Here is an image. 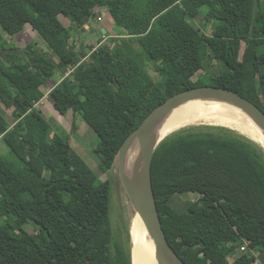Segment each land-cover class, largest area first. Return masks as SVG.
Wrapping results in <instances>:
<instances>
[{
  "label": "trees",
  "instance_id": "trees-1",
  "mask_svg": "<svg viewBox=\"0 0 264 264\" xmlns=\"http://www.w3.org/2000/svg\"><path fill=\"white\" fill-rule=\"evenodd\" d=\"M97 3L116 29L105 28L114 46L88 56L60 17L82 27ZM197 17L210 34L191 22ZM26 24L46 51L36 42L6 47L3 34L15 37ZM146 62L156 64L158 79ZM57 72L50 104L93 130L99 168L111 170L126 138L182 91L228 88L264 112V0H0V104L12 117L0 111V141L13 159L0 156V264H131L113 238L110 180H98L36 107ZM197 177L207 190L174 204ZM151 181L166 238L186 264H264L259 144L223 127L181 131L156 148ZM29 222L35 233L24 229Z\"/></svg>",
  "mask_w": 264,
  "mask_h": 264
},
{
  "label": "rangeland",
  "instance_id": "rangeland-1",
  "mask_svg": "<svg viewBox=\"0 0 264 264\" xmlns=\"http://www.w3.org/2000/svg\"><path fill=\"white\" fill-rule=\"evenodd\" d=\"M60 20L69 29L75 48L79 51L87 53L88 56H91L95 48L99 46L110 48L114 46L113 44H111V42L109 41V37H107L105 33L99 36V33L105 28L108 31L114 29V24L109 17L107 8L105 6H101V3H97L96 7L91 9L89 13L86 14L85 23L82 27H76L75 25L70 24L68 20L63 17H60ZM191 22L196 27L200 28L205 34H210V25L204 22L203 18L197 17L195 18V20H191ZM114 32H116V29H114ZM3 36L7 41V48L9 47L17 50H22L25 49V47L29 44L31 45L32 42H36L37 48L43 51L47 50L43 41L39 38L37 33L31 28L29 24H26L24 26L23 32L15 37H10L6 34H3ZM87 60H84V62L86 63ZM146 64L151 77L155 80L158 79L156 64H149L147 62ZM205 70L213 75H216L218 72L215 63H212L210 60L205 61ZM69 72L70 71L67 70L65 76L69 75ZM203 74L204 71H199L195 79L203 76ZM60 80L61 75L59 72H57L53 77V81L47 83L43 88L45 96L38 102L36 107L42 110L45 120L52 128V132H56L61 137H66L70 140V146L72 147V149L78 156L82 158L83 161H85L87 166L94 171V173L98 177V180H110V210L113 238L117 240L121 244V246L130 253L131 256V240L129 236V227L134 211L120 182L117 163L115 162L111 170H104V172H101L102 170H100L99 168V159L95 154V150H97L96 148L98 146V141L93 130L80 118L78 114L74 115L72 112H69L66 116H61L53 109L48 98L49 92L53 86V82H59ZM205 82L209 83V80L205 79ZM77 104L79 105V101ZM0 111L8 120H11V110L3 108L2 104H0ZM206 127L223 126L212 125L208 123L191 125L170 133L168 137L180 133L184 130L197 128L206 129ZM223 128H226L231 132L238 133L247 139H251L246 134L236 129L228 127ZM0 156L3 157L4 160H13L9 154L7 146L2 141H0ZM192 183L194 185L193 188L195 189L193 191H190V189L184 190L183 192H181V194L175 196L174 204H176L177 206H181L186 201H193L199 195H201V193L207 190L206 182L200 177H197L196 180H194ZM24 229L29 233L36 232V229L30 222L24 227ZM241 253L242 251L239 248V250L237 251V255Z\"/></svg>",
  "mask_w": 264,
  "mask_h": 264
},
{
  "label": "water",
  "instance_id": "water-1",
  "mask_svg": "<svg viewBox=\"0 0 264 264\" xmlns=\"http://www.w3.org/2000/svg\"><path fill=\"white\" fill-rule=\"evenodd\" d=\"M106 33L103 29L99 36ZM202 101L229 102L244 110L264 135V112L239 93L223 87L201 86L177 93L156 107L121 145L115 162L119 178L133 211L141 219L158 258L154 264H186L170 246L162 228L151 181V161L158 126L175 109ZM256 143L253 139H249ZM259 144V143H257ZM263 149L264 146L259 144ZM134 155L132 163L129 157ZM132 264V262H131Z\"/></svg>",
  "mask_w": 264,
  "mask_h": 264
},
{
  "label": "bare ground",
  "instance_id": "bare-ground-1",
  "mask_svg": "<svg viewBox=\"0 0 264 264\" xmlns=\"http://www.w3.org/2000/svg\"><path fill=\"white\" fill-rule=\"evenodd\" d=\"M202 123L236 129L264 146V135L248 114L240 107L222 101L195 102L175 109L158 126L157 143H161L178 129ZM133 157L134 155L129 157V163H132ZM129 236L132 264H154V257L158 258V254L156 255L144 224L135 212L130 221Z\"/></svg>",
  "mask_w": 264,
  "mask_h": 264
},
{
  "label": "built area",
  "instance_id": "built-area-1",
  "mask_svg": "<svg viewBox=\"0 0 264 264\" xmlns=\"http://www.w3.org/2000/svg\"><path fill=\"white\" fill-rule=\"evenodd\" d=\"M70 72L68 73V74H71V72L73 71V70H69ZM68 76V75H67ZM247 246L246 245H243L241 248H240V250L242 251V252H245V251H247ZM253 264H260V263H258V261H255Z\"/></svg>",
  "mask_w": 264,
  "mask_h": 264
},
{
  "label": "crops",
  "instance_id": "crops-1",
  "mask_svg": "<svg viewBox=\"0 0 264 264\" xmlns=\"http://www.w3.org/2000/svg\"><path fill=\"white\" fill-rule=\"evenodd\" d=\"M96 36H98V35H96Z\"/></svg>",
  "mask_w": 264,
  "mask_h": 264
}]
</instances>
